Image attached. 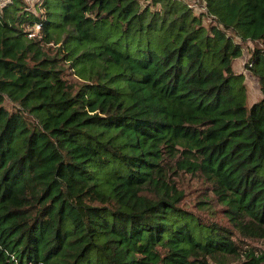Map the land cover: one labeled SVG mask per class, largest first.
I'll list each match as a JSON object with an SVG mask.
<instances>
[{
    "label": "trees",
    "instance_id": "1",
    "mask_svg": "<svg viewBox=\"0 0 264 264\" xmlns=\"http://www.w3.org/2000/svg\"><path fill=\"white\" fill-rule=\"evenodd\" d=\"M194 1L0 0V264H226L232 230L264 240V0ZM181 172L230 228L181 207Z\"/></svg>",
    "mask_w": 264,
    "mask_h": 264
},
{
    "label": "rangeland",
    "instance_id": "2",
    "mask_svg": "<svg viewBox=\"0 0 264 264\" xmlns=\"http://www.w3.org/2000/svg\"><path fill=\"white\" fill-rule=\"evenodd\" d=\"M188 3L198 5L194 0H187ZM248 50V51H247ZM250 49H245L243 56L238 58L233 67L237 73L244 74L245 82L248 87L249 101L255 102L260 98V92L257 80L245 71L244 64L249 56ZM7 105V104H6ZM177 187L183 192V201L181 207L192 211L196 216L205 222L216 223L219 226L230 228V224L222 214V207L214 198L209 184L198 176L181 172L175 178ZM232 230V228H231ZM233 231V240L239 247L238 256L229 257L225 260L226 264H241L244 261V255L247 251L255 253L264 252V240L247 239L241 237L236 231Z\"/></svg>",
    "mask_w": 264,
    "mask_h": 264
}]
</instances>
